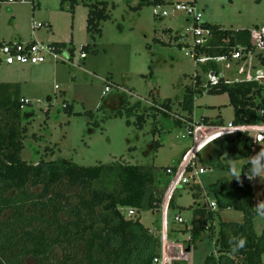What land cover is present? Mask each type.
Here are the masks:
<instances>
[{
	"label": "rangeland",
	"instance_id": "rangeland-1",
	"mask_svg": "<svg viewBox=\"0 0 264 264\" xmlns=\"http://www.w3.org/2000/svg\"><path fill=\"white\" fill-rule=\"evenodd\" d=\"M145 1L151 0H92L107 4L109 19L101 22L100 37L86 33L88 9L81 3L74 8L73 18L69 0H13L12 3L6 0L0 5V42L66 45L61 48L56 61L39 65H6L0 61V84H18L21 97L30 102L27 110L35 114L25 124L23 160L36 164L40 159H65L84 167L114 162L149 166L155 170L157 178L164 180V169L176 166L193 143L186 127L174 126L172 119L188 115L182 110L181 101L185 88L193 85V76L198 75L203 85L220 77L230 83L264 78V66L258 59L259 53L264 56V50L259 41L254 43L253 52L242 55L239 60L220 59L211 62L215 65L214 70H202L200 66L209 63L197 65L190 53L194 42L193 21L184 12H172L171 2L180 0H166L170 2L164 7L169 16L164 19L155 17L152 5ZM197 7L203 22L226 30L264 32V0H197ZM157 40L162 45L157 44ZM87 45L85 57L81 58V48ZM68 47L74 49L71 61ZM105 87L109 91L103 96ZM154 89L159 104L171 100L172 118L164 119L160 111L150 110V92ZM122 100L131 106L138 103L135 112H148L155 119L149 116L143 128L137 130L133 125L135 116L130 115V125H127L125 114L121 117L113 115ZM190 117L195 121L206 117L209 122L226 126L232 122L234 111L227 94L204 92L194 97ZM261 126L264 127V123ZM90 129L94 132L90 133ZM224 138L232 137L220 136L211 143L218 146ZM153 141L160 144L154 153L150 148ZM203 148L198 150L195 161L197 169L205 170L195 182L202 197L193 196L192 183L175 192L173 207L166 212L170 243L176 240L181 243L189 234L169 232L174 217L180 216L184 221L183 225L173 224L174 228L189 229L195 206L205 202L208 207L213 202L208 194L209 185L223 177L232 179L227 171L203 161ZM260 149H264V144L252 145L251 155ZM226 163L234 165L240 172L242 165L249 162L246 158ZM238 182L252 187L255 205L264 201V181L259 178L250 181L240 176ZM137 215L151 232L160 227L159 213L141 210ZM242 220L241 212L222 210L214 217L215 232L220 222L240 223ZM252 229L256 235L262 233L264 215L257 213L252 220ZM218 249L207 231L201 233L196 249L192 250L191 264H203L205 258L216 254ZM57 254L60 255L59 250ZM261 260L264 264V253Z\"/></svg>",
	"mask_w": 264,
	"mask_h": 264
},
{
	"label": "trees",
	"instance_id": "trees-1",
	"mask_svg": "<svg viewBox=\"0 0 264 264\" xmlns=\"http://www.w3.org/2000/svg\"><path fill=\"white\" fill-rule=\"evenodd\" d=\"M5 1L0 0V3ZM69 2L72 18L79 3L88 9L85 31L91 37H100V24L109 19L107 4L92 0ZM144 3L153 6L170 2L151 0ZM202 26L210 31L211 40L202 47H192L190 53H194L195 57L202 54L230 58L238 47H243L248 53L255 49L251 43V30H226L207 22ZM259 42L264 50V38ZM156 43L162 45L158 40ZM50 45L58 51L66 46L65 43ZM87 48L88 45L83 46L81 51L85 53ZM67 50L72 60L74 49L68 47ZM261 54H258V59L264 66ZM200 67L205 71L215 69L213 63ZM192 84L185 88L181 101L182 110L188 112L184 118L171 117V100L159 104L156 89L150 92V110L160 111L162 118H172L174 126L182 128L191 121L194 97L204 92L209 95L227 94L234 111L232 123L236 126H260L264 123V84L259 80L230 83L220 77L203 85L201 78L195 75ZM28 107L30 102L21 97L18 84H0V264H153L160 254V227L151 232L140 222L137 212L148 210L159 213L169 180L166 170L172 166L164 169L166 177L161 180L149 166L119 162L90 167L65 159H40L36 164L28 163L21 158L27 133L25 124L35 116L33 111L27 110ZM137 107L138 103L131 106L122 100L113 115L121 117L125 114L127 125H130L129 116L134 115L133 125L141 130L152 115L148 112L138 114L135 112ZM261 111L263 114H260ZM88 115L92 117V113ZM152 117L155 119L154 115ZM197 123L216 124L206 117L200 118ZM93 126L96 127L97 123ZM252 145L247 134H238L222 139L218 146L213 143L205 146L202 159L207 165L231 175L233 166L226 162L246 159L251 155ZM159 146L153 141L151 152H156ZM249 167V163L242 165V177H246L244 174H248ZM190 189L195 198L202 197L198 185ZM208 194L216 204L215 210L208 209L205 202L197 204L192 211L191 229L178 230L171 223L169 232H189L188 246L194 250L201 233L206 231L204 226H207L209 237L219 249L216 254L208 255L203 264H263L264 230L256 235L252 229V220L257 215L252 187L238 182L233 176L231 181L223 177L209 185ZM170 207H173V198ZM128 208L135 210L130 218L125 215ZM226 209L241 212L243 220L240 223L220 222L215 232L214 217ZM234 236L245 237L247 243L233 255L229 240Z\"/></svg>",
	"mask_w": 264,
	"mask_h": 264
},
{
	"label": "built area",
	"instance_id": "built-area-1",
	"mask_svg": "<svg viewBox=\"0 0 264 264\" xmlns=\"http://www.w3.org/2000/svg\"><path fill=\"white\" fill-rule=\"evenodd\" d=\"M7 2L12 3L13 0H7ZM2 3H0L1 5ZM166 5H153L152 13L155 17L160 19H164L169 16V12L164 8ZM172 12H184L192 21H193V29L192 36L194 39L192 47H202L207 45L211 40V33L208 29H205L202 24V14L197 7V0H180V1H172L171 2ZM261 38H264V32L261 30H251V43L259 41ZM61 52V49L58 51L53 46L44 45L42 43L30 41L27 43L14 42L9 41L6 43H2L0 46V61L4 62L6 65L13 64H22V65H39L46 63L47 61H56L58 59V54ZM248 52L245 51L243 47H238L231 55L230 58L221 56V57H209L206 55L200 54L195 57V62L198 64H206L211 63L213 61H217L220 59H230V60H239L240 57ZM81 58L85 57V53L81 51ZM69 60L71 61L70 57ZM260 78L256 79L260 81ZM264 79V78H263ZM109 91L108 87H105L102 91V95L104 96ZM25 102L26 101L24 99ZM263 114V111L260 112ZM187 134L192 137L193 143L190 149L187 151L183 159L173 167H169L166 170V175L168 180V184L166 190L164 191L162 201L159 207V219H160V254L159 257L153 260V264H175L178 261H187L189 257V252L186 251L188 246V242L190 241V235L186 237V239L179 243L177 240L174 243H170L168 240V231H167V216L166 212L169 209V203L175 192L186 185L192 186L195 185L198 176L203 174L205 170L203 168H196L195 161L196 155L200 148L207 146L211 143L212 139L218 138L220 136H228L235 137L240 134H247L249 138H251V142L253 145L255 144H264V127L260 126H236L234 123H229L226 126L221 124L214 125H202L198 124L194 119L187 122L186 126ZM208 209L215 210L216 204L215 202L209 203ZM135 214V210L126 209L125 215L130 218ZM174 225L179 226L183 225L184 221L180 216H176L172 222ZM187 228V227H186ZM188 229V228H187ZM191 227L188 229V231ZM204 229L207 231V226H204ZM180 247L181 249V257L180 259H171L168 261V249L169 247Z\"/></svg>",
	"mask_w": 264,
	"mask_h": 264
},
{
	"label": "clouds",
	"instance_id": "clouds-1",
	"mask_svg": "<svg viewBox=\"0 0 264 264\" xmlns=\"http://www.w3.org/2000/svg\"><path fill=\"white\" fill-rule=\"evenodd\" d=\"M249 162V171L248 174H244L248 180H254L259 178L261 181H264V149H260L259 152L247 157ZM242 172H238L235 166L233 165L231 169V175L237 181L240 180ZM257 213L264 215V201H258L254 206ZM247 243V240L243 236H234L229 240V245L231 249V254H236L238 251L243 249Z\"/></svg>",
	"mask_w": 264,
	"mask_h": 264
},
{
	"label": "water",
	"instance_id": "water-1",
	"mask_svg": "<svg viewBox=\"0 0 264 264\" xmlns=\"http://www.w3.org/2000/svg\"><path fill=\"white\" fill-rule=\"evenodd\" d=\"M260 82L263 83V78H260ZM192 248L189 247L186 249L187 252H189V257H188V260H187V264H191V257H192ZM181 249L180 247H169L168 249V261H170L171 259H180L182 258L181 257ZM183 259V258H182Z\"/></svg>",
	"mask_w": 264,
	"mask_h": 264
},
{
	"label": "crops",
	"instance_id": "crops-1",
	"mask_svg": "<svg viewBox=\"0 0 264 264\" xmlns=\"http://www.w3.org/2000/svg\"><path fill=\"white\" fill-rule=\"evenodd\" d=\"M164 1H166V0H164ZM176 263H180V264H187V261L185 260V261H178V262H176Z\"/></svg>",
	"mask_w": 264,
	"mask_h": 264
}]
</instances>
